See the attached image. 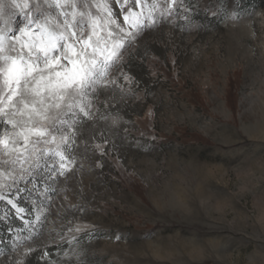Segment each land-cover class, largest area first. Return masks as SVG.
Wrapping results in <instances>:
<instances>
[{
  "label": "rangeland",
  "instance_id": "rangeland-1",
  "mask_svg": "<svg viewBox=\"0 0 264 264\" xmlns=\"http://www.w3.org/2000/svg\"><path fill=\"white\" fill-rule=\"evenodd\" d=\"M155 19L91 115L66 117V169L47 156L0 189V264H264V0H176ZM17 234L32 239L12 251Z\"/></svg>",
  "mask_w": 264,
  "mask_h": 264
},
{
  "label": "snow or ice",
  "instance_id": "snow-or-ice-1",
  "mask_svg": "<svg viewBox=\"0 0 264 264\" xmlns=\"http://www.w3.org/2000/svg\"><path fill=\"white\" fill-rule=\"evenodd\" d=\"M175 3L164 9L159 0H0V189L47 156L59 157L66 169L67 149L75 143L69 135L75 119L66 117L91 115L90 93L116 83L107 78L123 52L155 24V13ZM9 7L22 15L20 25ZM7 203L16 207L12 199ZM14 239L12 251L32 237ZM49 256L45 251L41 259Z\"/></svg>",
  "mask_w": 264,
  "mask_h": 264
},
{
  "label": "trees",
  "instance_id": "trees-1",
  "mask_svg": "<svg viewBox=\"0 0 264 264\" xmlns=\"http://www.w3.org/2000/svg\"><path fill=\"white\" fill-rule=\"evenodd\" d=\"M136 57H137V55H135V54L130 56V58H129L128 61H127V66H128L127 70H128L129 73H130L131 75H133L136 79H140V80H144V81H146V78H144L145 73L142 72L143 70L141 71V67L144 68V67H143V64H142L141 62H137V61L135 60ZM138 66H139V69H138V71H137ZM144 72H145V71H144ZM36 264H45V262H44V261H43V262H40V261H38V259H37Z\"/></svg>",
  "mask_w": 264,
  "mask_h": 264
}]
</instances>
